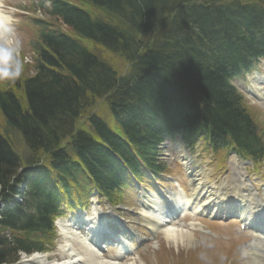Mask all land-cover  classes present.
<instances>
[{
    "label": "trees",
    "instance_id": "trees-1",
    "mask_svg": "<svg viewBox=\"0 0 264 264\" xmlns=\"http://www.w3.org/2000/svg\"><path fill=\"white\" fill-rule=\"evenodd\" d=\"M88 1L111 20L58 1L52 12L73 35L122 54L132 71L118 76L99 51L44 25L34 72L21 75L12 69L0 78V198L10 200L16 183L30 178L24 204L0 215V264L43 249L49 216L70 194V183H94L111 194L116 187L108 179L112 169L120 167L125 174V164L132 165L138 155L151 161L164 133L181 131L191 143L205 131L217 142L233 138L247 153L262 151L250 115L225 79L226 69L246 52H264L263 6L208 0L212 11L191 0ZM174 11V24L154 36ZM103 97L127 141L96 114L89 116L90 132L76 129L79 116ZM150 119L155 122L146 125ZM14 134L22 137L29 159L13 148ZM40 154L47 155L49 170L39 166L40 175L20 176L21 167Z\"/></svg>",
    "mask_w": 264,
    "mask_h": 264
},
{
    "label": "rangeland",
    "instance_id": "rangeland-1",
    "mask_svg": "<svg viewBox=\"0 0 264 264\" xmlns=\"http://www.w3.org/2000/svg\"><path fill=\"white\" fill-rule=\"evenodd\" d=\"M5 4L6 7L8 6H15L17 7H31L33 3V7H40L41 0H0ZM36 1L38 2L36 5ZM202 1V0H198ZM231 0H226V2H230ZM252 1V0H248ZM257 2H260L262 0H255ZM11 10V9H10ZM96 13L99 16H105V19L111 20V18L106 15V13L102 10L96 7ZM94 12V11H93ZM33 14V13H32ZM24 16V15H23ZM19 17L18 20L16 21L17 24L20 23L19 25L25 28L26 33L20 31L18 29L17 31L12 30V33H9V39L11 44L7 46L8 50L10 52H14L17 50V47L19 48V55L12 60L14 65L12 66L14 69H18L21 72H23L26 75H31L33 73V63L32 59L33 57V46L32 43L34 40L37 38V27L35 24L32 23L31 20H27L24 17ZM37 17L44 18L42 15H37ZM52 23H54L57 27L61 28V30H68L66 27L65 23L60 17H49ZM113 18V22H116ZM14 22V23H16ZM88 42L89 41H84ZM11 45V47H10ZM96 51H99L101 54L102 58L109 64H111L116 70L118 76L121 77V75H127L129 76L131 73V64H129L127 59L122 55V54H117L114 53L111 50H108L100 45L97 44V46L93 49ZM1 67V65H0ZM4 69V68H3ZM2 69V71H3ZM10 69L5 68L4 71H9ZM0 72V76L4 72ZM14 84L12 83L11 86ZM14 91H17V88L11 87ZM246 103L248 104V107L254 115V117L257 120V126H259L260 131L264 134V107H262L261 104L259 103H253V101L246 97ZM92 112L97 113L98 115H101L104 117L106 120L109 118L110 114V108L108 104V100L105 98H101L95 106H93ZM88 114H84L82 118L84 117L83 120L86 119ZM2 115L0 114V125H2ZM110 119L108 120L110 122ZM12 145L13 148L16 149V151L19 153V155L24 159L28 158L30 153L27 150V147L25 146L24 141L22 140L21 136H18V134L12 135ZM177 151H171V157L170 160H168L167 164H171V169L170 172L167 174L174 175L181 183L182 180L186 181V174L183 168V165L181 162L183 161V157L186 156V153L188 152L190 157L194 156L195 161L200 164L203 163L207 165L210 159V154H205L203 155L200 159H196L198 153H190L188 150H184V146H179L177 145ZM176 158L178 160H176ZM25 160V159H24ZM211 166V165H210ZM226 169V168H225ZM227 173V172H226ZM226 173L224 171H220L215 176L212 177L211 181L220 183L223 178L225 177ZM251 174H255V181L259 182L262 178H264V166H260L259 171L255 172L252 171ZM184 176V178L182 177ZM168 188L173 187L172 184H164ZM131 197V196H130ZM132 201L129 199L127 200L128 205L134 206L136 203L135 200L137 199L133 196L131 198ZM135 199V200H134ZM138 207V205H137ZM142 232L146 233L142 228H140ZM219 231L221 233H225L230 235V241L229 242H223L222 240L218 239H210V238H205L199 235L198 233L195 234V240L193 242L186 241L182 243H174L171 240H168L165 236V234H162L159 238L158 241H156L154 244H151L147 246L143 251H141L138 256H136L133 259H129V261L122 262V264H129V262H135L136 264H184L185 261L187 260V264H226V261L228 260V256L230 253H233L235 250V245L241 240V237H239L238 229L230 222L221 224L220 227H218ZM234 237L239 238L240 240L238 242H234ZM80 249H83V246L80 247ZM57 251H50L48 254L50 259L51 257L55 256L58 257V254L56 253ZM29 256V255H28ZM28 256L21 255L20 258L18 259L17 263L20 261H23L24 258H28ZM100 258V257H99ZM170 258H173L175 262H171ZM211 260V261H210ZM245 258H239L236 259V264H246L248 261ZM210 261V262H209ZM250 262H253L252 260H249Z\"/></svg>",
    "mask_w": 264,
    "mask_h": 264
},
{
    "label": "bare ground",
    "instance_id": "bare-ground-1",
    "mask_svg": "<svg viewBox=\"0 0 264 264\" xmlns=\"http://www.w3.org/2000/svg\"><path fill=\"white\" fill-rule=\"evenodd\" d=\"M96 17H100L98 14L96 15ZM95 17V18H96ZM4 19H8V16H3V14L0 12V61L6 63L8 61V57H9V53L6 49V45H3L4 41L7 40V36H6V27H3L1 25V23L3 22ZM153 123L155 122L154 120H149V123ZM175 121H172V124H174ZM112 176L106 175L108 177V179H110L112 181V184L114 186H118V184L120 183V181L122 180V176H123V172L121 170L120 167L114 168L112 169ZM115 171V172H114ZM114 172V173H113ZM201 185L197 186L194 190H193V195L194 194H198V191L200 189ZM37 191H39L37 189ZM239 191V186L236 187L235 192L238 193ZM183 193V192H182ZM81 198H85L88 195L86 194V191L84 189H81ZM228 196V195H227ZM168 197L174 201H176L178 203V205H180V209H181V197H179V194H174L171 193L168 195ZM227 198V197H226ZM157 199V200H154ZM154 199H149L148 202H150L151 206L148 208L149 210H144L143 212V217L145 218V220L148 222V224L152 225L155 228H158L162 231H164L166 238L168 240H171L172 242L178 244V243H184L185 240L186 241H190L193 242L194 240V233L192 232H188L187 230H183L180 228H177L175 226H169L167 225L166 227H162L161 222L166 221L167 217L163 214L162 210L159 208V204L161 201V198H159L157 195L154 196ZM224 198L221 197H217L215 200L213 199H206L205 201L207 203H212V204H217L219 203L221 200H223ZM204 201V202H205ZM195 206H199L198 203V199L196 198L195 201ZM96 215L99 214V211H94ZM161 225V226H160ZM79 233V231H76V233H74L73 231H70L69 229L65 228L64 230H62L61 234L63 235L65 241L64 244L61 245V250L59 252L64 254L62 255L63 259L62 261L60 259L54 258L50 259L49 255H47L46 253H39V254H35V255H29L28 258H24L23 261H20L17 264H121V262H104L102 261L99 257L94 256V250L91 248V246L88 243V238L86 237H81L80 235H77ZM77 240L78 242H80L83 246V251H77L73 246V241ZM87 248V249H86ZM131 264H136L134 262H132Z\"/></svg>",
    "mask_w": 264,
    "mask_h": 264
}]
</instances>
